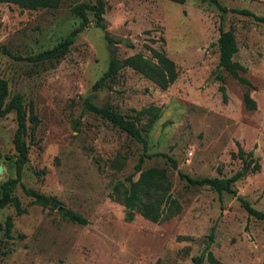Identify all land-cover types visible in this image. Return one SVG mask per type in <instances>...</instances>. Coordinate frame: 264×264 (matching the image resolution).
I'll return each mask as SVG.
<instances>
[{
	"label": "rangeland",
	"instance_id": "obj_1",
	"mask_svg": "<svg viewBox=\"0 0 264 264\" xmlns=\"http://www.w3.org/2000/svg\"><path fill=\"white\" fill-rule=\"evenodd\" d=\"M226 8H245L264 15V0H217ZM61 0L54 9H24L0 3V77L6 80L8 100L18 93L38 122L27 121L28 152L21 181L58 205L41 207L19 187L13 194L24 212L11 205L0 209L12 225L0 234V264H192L191 257L210 251L222 264H262L264 220L248 217L237 196L264 211V25L250 17L221 12L211 2L186 0H104V31L89 23L59 59L31 61L27 57L59 42L80 18L74 3ZM231 29L237 51L233 60L244 68L255 109L243 106L245 86L218 66L216 38ZM110 48L112 51H110ZM161 50L173 61L175 80L161 89L130 67L93 89L109 59ZM223 77L226 99L218 90ZM107 106L126 117L154 107L158 117L143 131L148 153L141 168L164 167L170 193L181 211L151 222L135 213L124 220V208L108 194L112 185L134 174L141 145L84 104ZM148 114L137 122L143 129ZM13 111L0 117V182L14 176ZM251 151L259 168L251 171L237 148ZM160 153L176 161L172 168ZM123 160L117 170L110 160ZM190 177H229L235 194L189 185ZM59 207V208H58ZM67 208L87 222H71L60 213ZM211 239L208 238L209 233ZM201 264H209L205 259Z\"/></svg>",
	"mask_w": 264,
	"mask_h": 264
},
{
	"label": "trees",
	"instance_id": "obj_2",
	"mask_svg": "<svg viewBox=\"0 0 264 264\" xmlns=\"http://www.w3.org/2000/svg\"><path fill=\"white\" fill-rule=\"evenodd\" d=\"M174 3L181 4L186 0H169ZM202 2H211L221 12L230 11L232 13L241 14L250 17L254 22L264 25V15H258L245 8H226L217 0H201ZM61 0H0V3H12L24 9H54L57 8ZM104 0H93L92 3L78 2L74 3L70 10L73 14L80 18L77 26L72 28L59 42L50 48L41 50L34 53L27 58L31 61H51L57 60L62 57L67 51L69 46L74 42L76 35L89 23L87 11L91 13L93 24L96 28L104 31L103 37L112 41V38L105 32L103 23ZM216 45L218 51L217 65L222 67L223 70L233 79L237 80L241 85L245 86L242 93V103L246 109H255V101L250 97L247 88L250 86L248 79L243 75L244 68L238 62L233 60V55L237 51L236 40L231 29L222 30L219 28V33L216 38ZM150 57H145L140 53H135L117 59L111 57L109 59L106 69L94 81L92 88L104 84L105 80L115 76L116 72L123 67H130L134 71L140 73L156 86L161 89L166 88L171 84L176 76L177 70L173 61H171L163 51L154 48H148ZM215 79L220 82L218 90L221 92L223 101L226 99L224 93V86L221 84L223 77L220 74L215 75ZM7 97V83L6 80L0 77V117L13 111L15 117V129L12 135L13 154L12 163L14 167V176L7 177L0 182V209L6 205H11L17 214L24 212L20 205V201L16 195L13 194L14 188H20L25 196L31 198V201L41 207L54 208L59 203L54 196H49L38 192L30 187H27L21 181V171L25 162L27 161L28 147L24 139L27 132V121L33 126L36 125L38 119L29 111L26 115V109L22 102L20 94H13L8 100ZM85 108L106 119L110 124L121 131L125 132L129 137L141 145V152L134 164V172L137 177L133 179L134 174L126 176L124 181L115 182L108 194L112 201L121 204L124 208V220L131 221L134 214L137 213L143 218L151 222H161L172 218L181 211L180 203L170 193L171 183L168 179L166 169L164 167L149 166L142 169L141 164L144 158H150L159 153H148L147 138L143 133L158 117V111L154 107H145L138 110L133 117H126L121 113L107 107L96 106L89 101H85ZM143 114H148L143 129L138 127L137 122ZM237 156L242 160L245 166L249 167L251 171H256L259 168V163L256 158L252 157V152H244L242 148H237ZM161 156L169 163L172 168H176V161L164 153ZM111 167L119 170L123 165L121 157L115 156L110 160ZM179 178L184 179L187 184L201 186L206 185L212 188L215 192L221 191L235 194L233 183L242 174V170H238L231 174L229 177H190L189 175L177 170ZM240 206L244 209L248 217H253L258 220H264V211H260L251 206L248 200L241 196L236 197ZM60 213L63 217L71 222L78 224H85L87 220L77 212L67 208H61ZM12 222L9 217L0 221V234L3 232L8 235ZM211 232L208 238L211 239ZM209 264H222L216 259L210 251L205 253L201 252L191 257L192 264H201L203 260ZM264 264V257L262 260Z\"/></svg>",
	"mask_w": 264,
	"mask_h": 264
},
{
	"label": "water",
	"instance_id": "obj_3",
	"mask_svg": "<svg viewBox=\"0 0 264 264\" xmlns=\"http://www.w3.org/2000/svg\"><path fill=\"white\" fill-rule=\"evenodd\" d=\"M110 51H112V49L110 48ZM0 171H1V166H0ZM242 173H243V170H242ZM59 208V207H58Z\"/></svg>",
	"mask_w": 264,
	"mask_h": 264
}]
</instances>
